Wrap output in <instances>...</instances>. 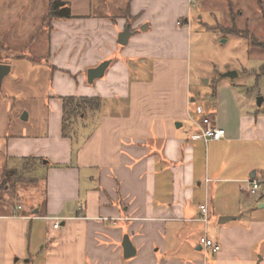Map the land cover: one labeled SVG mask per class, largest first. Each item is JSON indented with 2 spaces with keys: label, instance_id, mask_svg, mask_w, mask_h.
I'll list each match as a JSON object with an SVG mask.
<instances>
[{
  "label": "crops",
  "instance_id": "1",
  "mask_svg": "<svg viewBox=\"0 0 264 264\" xmlns=\"http://www.w3.org/2000/svg\"><path fill=\"white\" fill-rule=\"evenodd\" d=\"M31 1L22 8L30 29L42 11ZM64 1L73 17L49 25L57 94L45 128L3 136L0 185L8 171L27 184L7 185L12 197L0 196V264L35 255L43 264H264V184L257 194L247 189L248 179L264 176V112L223 74L214 79L210 107L192 95L190 25H177L191 16L189 0H76L77 10ZM127 7L133 35L121 45ZM18 10L0 9V26ZM105 60L104 77L89 83L88 69ZM73 95L102 98L86 114L96 122L76 127L78 140L63 133L62 98ZM197 106L224 137H195L189 114ZM205 203L207 225L198 220ZM222 216L234 218L219 223ZM205 233L218 252L203 249ZM36 235L42 243L34 249Z\"/></svg>",
  "mask_w": 264,
  "mask_h": 264
},
{
  "label": "rangeland",
  "instance_id": "2",
  "mask_svg": "<svg viewBox=\"0 0 264 264\" xmlns=\"http://www.w3.org/2000/svg\"><path fill=\"white\" fill-rule=\"evenodd\" d=\"M195 1V5H190L191 16L178 20L182 21V26L188 25L190 21L188 71L192 95L199 104L205 98L204 103L210 107L214 79H220L222 74L232 70L238 73L233 79L238 94L242 97L249 95L253 108L264 112V103L258 106L259 97L264 99V49L253 46L251 39L245 35L226 31L229 28L240 31L248 29L258 40L264 42V0ZM72 2L77 10V1ZM9 4L17 6L19 10L17 16L7 15L5 24L0 26V63L11 67L10 73L0 83V166L5 147L3 136L20 134L24 130L41 133L49 116L51 96L57 94L49 64L52 38L50 22L46 19L49 0L29 2L34 5V9L40 7L42 10L36 12V18L31 19L35 25L32 29L27 26L29 19L23 17L22 8L27 7L25 0H0V9L8 8ZM63 61L66 62L67 59ZM225 78L226 81L231 80ZM25 113L28 115L26 119L23 118ZM76 116L69 131L78 140L83 134L76 127L87 124L90 128L96 119L90 114L80 116L77 113ZM24 180L26 179H19V185H26L27 181ZM4 188L2 185L0 196L12 197L13 194ZM41 243L42 240L37 235L34 236V249ZM43 260L44 257L38 255H35L32 262H17L16 257L14 258L15 264H43Z\"/></svg>",
  "mask_w": 264,
  "mask_h": 264
},
{
  "label": "trees",
  "instance_id": "3",
  "mask_svg": "<svg viewBox=\"0 0 264 264\" xmlns=\"http://www.w3.org/2000/svg\"><path fill=\"white\" fill-rule=\"evenodd\" d=\"M126 11L123 12L124 17L127 20V27L132 30V24L135 21V18H133L129 13V7L125 9ZM72 8L69 5L68 2L64 0H49V8H48V14L46 16V19L51 22L55 19H70L72 18ZM115 20V19H114ZM226 31H235L236 33L242 34L247 36L251 39L252 45L255 47H259L261 49H264V42L258 40V38L251 33L248 29L244 31H240L236 28H229ZM63 105H64V114H63V133L64 136H67L70 134V126L72 124V121L77 117V113L81 115H86L88 111L91 110H97L102 105V98L101 97H87V96H66L63 97ZM11 173V174H10ZM12 173L16 175L15 172H6L3 176V186L10 185V187H14L17 181L23 180V177L17 176L18 180H13ZM14 175V176H15ZM12 181V182H11ZM2 188V186H1Z\"/></svg>",
  "mask_w": 264,
  "mask_h": 264
},
{
  "label": "built area",
  "instance_id": "4",
  "mask_svg": "<svg viewBox=\"0 0 264 264\" xmlns=\"http://www.w3.org/2000/svg\"><path fill=\"white\" fill-rule=\"evenodd\" d=\"M195 2V0H189L190 5H195ZM177 24L178 26H182V21H177ZM188 25H190V21ZM189 118L198 127V133L195 135V137L198 139L208 142L211 140H219L226 134L225 129L217 127L214 123L213 116L209 115V113H206L204 108L201 106H197L196 108L192 109V112L189 114ZM262 184H264V176L250 178L247 180V189L251 194H257ZM200 210L201 216L198 220L207 225L210 220L209 206L205 203L200 206ZM59 227V220L56 219L53 228L58 229ZM200 244L205 251L218 252L221 249V246L212 238H210L207 233H205V235L200 238Z\"/></svg>",
  "mask_w": 264,
  "mask_h": 264
},
{
  "label": "water",
  "instance_id": "5",
  "mask_svg": "<svg viewBox=\"0 0 264 264\" xmlns=\"http://www.w3.org/2000/svg\"><path fill=\"white\" fill-rule=\"evenodd\" d=\"M143 29V27H142ZM133 35V32L130 30L129 27H126L124 31H122L119 35L118 42L121 45H126L130 39V37ZM111 63V60H105L101 62L98 66L91 67L87 71V80L89 83H93L95 80L103 78L107 68L109 67ZM11 67L8 64L5 63H0V83H2L3 78L10 72ZM238 73L236 71H227L223 74V76H228V77H236ZM263 101L262 97H259L258 99V105H261ZM28 117L27 113L24 115V119ZM1 187V185H0ZM234 217L231 216H222L219 219V223H226L229 220H231ZM123 246H124V255L125 257H131L136 253V250L128 236L124 238L123 241ZM256 264H260V261H258Z\"/></svg>",
  "mask_w": 264,
  "mask_h": 264
}]
</instances>
